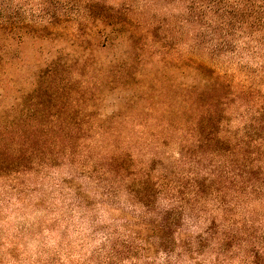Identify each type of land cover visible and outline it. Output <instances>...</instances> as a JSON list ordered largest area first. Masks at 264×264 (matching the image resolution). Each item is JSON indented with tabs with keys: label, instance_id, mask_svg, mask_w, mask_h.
<instances>
[{
	"label": "rangeland",
	"instance_id": "374dc122",
	"mask_svg": "<svg viewBox=\"0 0 264 264\" xmlns=\"http://www.w3.org/2000/svg\"><path fill=\"white\" fill-rule=\"evenodd\" d=\"M232 2L0 0V264H264V25Z\"/></svg>",
	"mask_w": 264,
	"mask_h": 264
},
{
	"label": "trees",
	"instance_id": "16d2710c",
	"mask_svg": "<svg viewBox=\"0 0 264 264\" xmlns=\"http://www.w3.org/2000/svg\"><path fill=\"white\" fill-rule=\"evenodd\" d=\"M263 2L264 0H245V7L249 8L252 5H255V7L253 9H257V8H261L263 5H256L257 2ZM214 2V3H213ZM239 1L234 0V2L231 3V13H230V17H225L226 21H231L234 25H238L239 22H250V19H248V21L242 17L238 12L236 13L235 9H232V6H235V8H238L239 5ZM218 6L219 10H223V6H224V0H203V8H205L206 6ZM227 6V5H226ZM249 9H247L248 11ZM235 11V13H234ZM5 12H8L7 8H4L0 10V31H2L3 28L7 27V26H13L14 24H20L22 19L20 17V14L17 11H11L10 14L11 16H7L5 14ZM257 13V12H256ZM255 14V13H253ZM98 20V21H97ZM97 20L95 21V23L92 24V26L90 27L93 28L94 33L96 32V35L98 37H104V39L108 42L109 40L112 41L113 39L117 38L119 35H127L126 33V28H127V22L125 20H119V19H115L114 15L109 14L108 12H104L101 17H98ZM20 22V23H18ZM94 22V21H92ZM243 23L241 24V26H244ZM232 24V25H233ZM264 25V18H260V17H254L251 21V27H255V25ZM261 29V27L259 28ZM27 33V30H24V32L21 33ZM3 68V66L0 65V74H1V69ZM5 70V68H4ZM51 75L52 78L55 77L56 75H62L61 70L58 67L52 68L51 70ZM49 69H47V72H50ZM1 78V76H0ZM55 81H52L51 83H54ZM32 87H36V83L33 81L32 82ZM50 87H52L53 89L56 88L55 85L51 84ZM57 97H59V95H57ZM60 98V97H59ZM35 105L39 106V104L35 103ZM34 110H36L37 112L39 111L36 107L34 108ZM58 118V117H56ZM49 119L51 121H55L54 116L49 117ZM43 121L36 123L35 127H39L42 126L43 127ZM34 125V123H33Z\"/></svg>",
	"mask_w": 264,
	"mask_h": 264
}]
</instances>
